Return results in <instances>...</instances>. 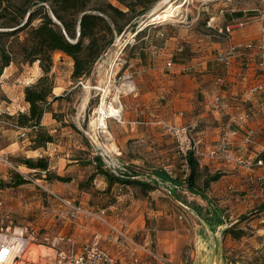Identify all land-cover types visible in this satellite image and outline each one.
Instances as JSON below:
<instances>
[{
	"label": "rangeland",
	"instance_id": "obj_1",
	"mask_svg": "<svg viewBox=\"0 0 264 264\" xmlns=\"http://www.w3.org/2000/svg\"><path fill=\"white\" fill-rule=\"evenodd\" d=\"M162 6L163 3L158 2L146 16L156 9L159 10ZM257 10H264V0H187V4L178 12L177 17L179 19L160 23L150 22L146 24L145 34L140 38H137L132 28L118 35L115 43L95 63L92 73L83 79L84 83L74 87L66 94L68 96H65L62 102L60 101L59 105L89 104L81 112L76 106H72L73 116L80 113L81 121L76 116V122L70 121L71 115L68 118L69 122H57L59 126L55 133L56 140L66 149H69L66 145L70 144L72 154L82 155L85 158L91 154H99L102 158H107L110 163L125 167V173L133 175L138 172L139 177H141L139 179L152 184H154L152 182L154 179L151 177L154 174L153 171H164V165L171 163L172 173L183 177L186 174V166L176 149L174 138L164 132V128L161 129L160 139L153 143L155 148L149 151L146 150V145L138 142L136 138L125 136L132 133L131 124L122 121L131 112V108L138 103L140 105L139 101H128L124 97L123 91L128 87L126 82L131 80L125 76L143 64L138 60V57L146 50L162 48L165 55L170 56L173 61L176 59L181 61V58L191 55L192 48L200 50L205 45L218 47L217 45L225 42L226 38L223 34H219L213 26L208 25L210 18H213V23L218 26L224 22L227 13L234 14L235 11H242L246 13V16L240 19L249 25L256 19L262 21ZM222 14L226 16L223 17ZM144 20H140L136 29L141 28ZM181 53H183L182 56H180ZM54 65L53 79L57 86L55 92L65 93L68 91L67 89L73 86L71 78L73 60L67 54L58 51L54 55ZM223 67L225 66L223 65ZM124 70H128V72L124 74ZM41 74L42 69L38 62L21 66L13 62L8 66L0 78V109L9 105L21 108L25 100L24 83L35 82ZM106 87L111 88L110 98L117 97L114 104H121L122 108L120 116L107 118L109 133L102 132L98 124L92 122L96 116V107L99 105ZM201 99L202 97L199 96V100ZM8 117L5 113L3 117L5 120L2 123L6 126H8L7 123L13 122L9 121ZM22 138L20 135L18 136V139ZM8 140V135L0 130V144H4ZM117 148L123 152L120 158L113 153L118 152ZM36 155L31 158L40 159V155ZM41 155H44L43 152ZM5 157L14 164H24V160H26L24 156ZM139 158L145 163L135 162V159ZM151 165L155 167L151 169ZM48 170L45 175L40 170L27 171L26 178H24L26 181L13 185L9 182L13 181V176L18 171L0 161V186L3 187L6 196L18 197L20 202L18 207L21 208L18 211H10V217H4L5 223L36 227L42 234L49 232L52 236L50 241H54L53 235L69 221L57 213L58 209L64 208L66 204L55 199L46 189V186L50 185L49 180L51 179L48 176H55L56 174V170ZM67 175L70 176L66 173L65 176ZM259 175L257 178L254 176V180L242 178L238 188L236 186L232 189L229 188V196L224 198H229L230 201L225 206L220 203V198L214 192H212L213 195L209 200L204 198L202 200L199 197L202 194L191 197V194L183 192V188L175 189L172 194H169L159 187L161 193L156 196V193H151L154 189L144 193L140 184L137 183L127 184L129 186H123L121 189L117 187L113 190V194H110V187L104 191H99L97 198L100 201L97 204L98 207L104 208L112 203H117L118 197L116 196L125 193L127 190L131 192L134 198L146 199L149 205L152 204L153 206L157 202L153 195L158 197L159 215L155 216L156 214L151 213L149 216L147 214L146 226H148V230L145 233H140L137 237L134 236V240L146 242L151 251L159 250L158 254L168 258L166 264H264V207H262L264 192H260L263 185L260 183ZM71 177L76 178L77 176ZM87 178L85 176L80 182H86ZM196 180L199 190L205 192V188H207L203 185L205 179L200 176ZM93 181L94 179L87 187H91ZM154 185L157 188V185ZM178 200L190 205L192 209L187 208ZM47 210L51 212V216H48L51 218L50 223L47 222L48 217L44 213ZM179 215L182 217L179 218ZM235 219L237 221L231 223ZM10 220L13 222H8ZM211 220L218 224L228 223V225L225 228L224 226H216L210 232L203 223ZM2 221L0 218V223ZM47 224L50 225L47 226ZM230 226H234L236 230L242 229L244 234L240 238H234L232 233L227 231ZM122 230L125 231V227ZM215 232H217L219 239L218 244L214 239ZM42 251L47 254L53 252L52 249L43 246L41 247Z\"/></svg>",
	"mask_w": 264,
	"mask_h": 264
},
{
	"label": "crops",
	"instance_id": "obj_2",
	"mask_svg": "<svg viewBox=\"0 0 264 264\" xmlns=\"http://www.w3.org/2000/svg\"><path fill=\"white\" fill-rule=\"evenodd\" d=\"M222 15L223 17L226 16ZM229 15L233 16L232 14ZM243 15L245 17L246 13H243ZM243 17H234L229 21L228 16H226L221 24L224 25L234 19ZM256 17H258L257 14ZM262 21L256 19L245 27L236 28L230 37L223 34L226 40L222 44L217 45L218 47L205 45L200 50L192 48L191 55L181 58V61H173L170 56L165 55L162 48L146 50L138 57V60L143 63L142 65L136 67L132 73H127L128 70H124V74L127 73L125 78L131 79L126 82L128 87L123 91L124 97L128 101L137 100L140 102V105L138 103L131 108V112L122 121L123 123L131 124L132 133L126 134V137L136 138L138 142L145 144L146 150L149 151L155 148L153 143L160 139L161 129L164 128V132L170 134L167 130L169 124L189 123L195 126L196 134L201 139L203 149L208 150L223 136L230 135L235 154L241 155L247 160V163L251 164V167H249L246 164L229 163L225 159L198 160L203 171L201 175L203 179L215 172L224 173L219 180L210 182L209 187L205 188V192L199 190L198 187L195 190L189 189L186 180L190 172L189 169L185 168L186 174L183 177H179L172 173V168H170L172 163L164 165V171H153L154 174L151 175L155 180H152V182L157 185V188L151 193H156V196H158L161 193L159 187L169 194H172L175 189L180 190L183 188V192L191 194V197L197 196L196 194H202L199 195L200 199L209 200L213 195L212 192H214L220 198V203L225 206L230 201L229 198H224L229 196V188L237 187L242 178L254 180L259 174H264V165L256 163L261 158L264 163V94L254 93L251 89L258 80L255 60L246 51L235 55L228 68L223 67L222 63L217 60L218 55L226 51L230 44L235 42L246 43L249 40L258 38L261 34ZM170 61L173 63L172 65H169ZM72 81L73 86L67 89L68 91L65 93H56L57 86L54 88L53 93L57 96L59 94L63 95L64 98L51 101L49 109L44 113L41 121V125L47 127L51 134L54 135L55 141L48 142L45 146L34 148L31 145V136L34 131H30L27 138L18 139L20 130L17 126H14V121L7 123L8 126H6L0 120V130H3L9 137L7 142L0 144V156L4 155L14 158L24 156L25 159H30L33 155L39 154V158L48 160L49 169L56 170L55 175L65 176L68 173L69 177L77 176L76 178L71 177L69 181L51 178L49 180L50 185L46 186V189L49 193L52 190L71 202L81 204L87 210L98 212L101 209H105L108 224L101 223L95 217L85 213L78 212L73 214L66 205L65 209L59 208L57 213L60 217L66 218L69 223L64 224L62 229L53 235V238L64 233L73 236L80 246H84L98 232L101 234L100 242L102 246L118 257V264H133L134 256L129 253L128 245L125 241H121L115 230L123 231L122 229L125 227L123 232L130 235L133 239L134 236L137 237L140 233H145L148 230V226H146L147 214L149 216L151 213L156 214L155 216L159 215L157 208L159 199L153 195L157 202L155 206L149 205L146 199L134 198L131 192L127 190L125 193L116 196L118 197L117 203L101 208L97 204L100 201L97 198L99 191H104L107 187H110V194H113V190L117 187L121 189L123 186L129 185L121 182L110 185L106 178L98 174L94 178L91 187H81V179L85 176H90L95 170L94 161L90 164L83 161L90 159L94 154L87 157L88 159L85 157L79 158L78 155L71 153L70 144L66 145L69 148L66 149L61 143H58L55 135L59 126L57 122H69L68 118L71 115L70 121L76 122L75 116L81 121L82 116L79 115L80 113H78L79 116H73L72 106H76L79 109L78 111L81 112L89 104L59 105L60 101L62 102L65 96H68L66 94L69 91L84 83L83 79L79 81L73 79ZM28 83L29 81L24 83L23 89ZM199 96L202 97L201 100H199ZM217 96L222 98L221 103L216 101ZM28 109L29 104L24 100L21 108L9 105L1 110L7 113L8 116H14L20 111L28 112ZM138 110H140V113H138ZM54 114H57L58 117H54ZM9 121L12 120L9 118ZM252 129L255 134L248 138L247 132ZM232 130H236L237 135L230 134ZM170 136L172 135L170 134ZM117 150V153H113L120 158L123 152L120 148H117ZM41 152L45 156L41 155ZM135 162L145 163L140 158L135 159ZM151 166V169L155 167L154 165ZM139 176L140 174L135 172L133 176L129 177L141 180ZM260 190L264 191V188L261 187ZM204 194L205 196H203ZM4 198L6 201L4 212L7 218L10 217V211L21 210L18 207L20 204L18 197L6 196L4 193ZM178 201L187 208L192 209L190 205L183 203L181 200ZM44 213H46L47 217L51 216V212L48 210ZM1 217L4 220L5 216ZM46 220L48 223L51 222L49 217ZM235 221L237 219L231 223ZM8 222L13 221L10 220ZM223 223L218 224L211 220L203 224L211 232L216 226H224L225 228L228 225V223ZM100 226L104 228L101 227V229ZM154 230L156 231V229ZM47 234L50 235L49 232ZM215 236L217 237V232L214 233ZM137 241L141 246L149 249L146 242ZM154 251L159 253L157 249ZM137 255L142 260L140 264H160L146 254L144 250H138Z\"/></svg>",
	"mask_w": 264,
	"mask_h": 264
},
{
	"label": "trees",
	"instance_id": "obj_3",
	"mask_svg": "<svg viewBox=\"0 0 264 264\" xmlns=\"http://www.w3.org/2000/svg\"><path fill=\"white\" fill-rule=\"evenodd\" d=\"M160 0H0V78L5 69L13 62L19 66L38 62L42 74L24 88L25 101L29 104L28 112L20 111L9 118L18 126L33 127L32 147H42L55 137L47 127L41 125L44 113L48 111L51 101L63 98L53 93L56 87L53 79L54 55L60 51L73 60L72 80L87 78L94 70L95 63L115 43L116 37L130 28L137 38L145 34V27L136 29L141 19L153 9ZM233 16L227 14L228 20L243 17L242 11H235ZM141 55V54H140ZM178 60V59H176ZM174 60V61H176ZM179 61V60H178ZM54 117H58L54 114ZM77 128V126H75ZM79 158L83 156L78 155ZM88 159V158H87ZM262 159V158H261ZM94 161L95 170L81 187L88 184L98 174L106 178L110 185L114 183L140 184L144 193L156 186L145 180L132 179L130 174H116L108 168L101 155H93L83 162ZM28 167L46 169V158L26 159ZM190 172L186 178L190 190L197 188V178L203 171L193 153L188 156ZM221 172H215L204 178V187L217 181ZM133 176V175H132ZM58 180L69 181V176H48ZM26 180L16 173L13 185ZM264 207V204H262ZM234 238H240L244 231L234 226L227 228Z\"/></svg>",
	"mask_w": 264,
	"mask_h": 264
},
{
	"label": "built area",
	"instance_id": "obj_4",
	"mask_svg": "<svg viewBox=\"0 0 264 264\" xmlns=\"http://www.w3.org/2000/svg\"><path fill=\"white\" fill-rule=\"evenodd\" d=\"M259 11V10H257ZM258 15V14H257ZM259 15L262 18L261 34L258 38L249 40L246 43H232L230 47L221 52L217 60L221 62L226 68L230 67L232 59L235 55L248 52L249 56L255 60V65L258 74V80L251 87L254 93L264 94V10L259 11ZM213 18L208 20V25L213 26L216 31L227 37H230L234 32V29L243 27L248 23L242 19H234L226 24H219L218 26L213 23ZM173 63L170 61L169 65ZM221 97L217 96L216 101L221 103ZM5 112L0 109V120L4 121ZM14 126H17L20 130V137L27 138L30 131H34L33 127L18 126L16 122ZM168 132L174 137L177 151L182 157L183 164L190 170L188 165V156L193 153L196 158L201 161L204 159H219L227 160L233 164H246L251 167L250 163L244 159L241 155L235 154L233 149V141L230 135L223 136L218 142L211 148L205 150L202 148V142L200 137L196 134L195 126L189 123L182 124H169L167 126ZM232 135H237L236 130L230 132ZM248 138L254 135V130L247 132ZM104 163L108 168H111L116 174L121 172L123 175L125 167L119 164H113L108 161L107 158H103ZM0 161L8 165L23 177L26 178L27 171L30 172L40 170L44 175L49 171V167L42 170L35 167H28L23 163L14 164L11 160L5 156H0ZM258 165H264L261 159L257 160ZM124 176V175H123ZM259 180L264 188V174L259 175ZM263 191V190H262ZM260 190V192H262ZM264 192V191H263ZM50 193L55 199H58L62 203L66 204L71 213L77 214L78 212L85 213L91 217H95L101 223L108 224L106 218L107 212L105 209H101L98 212L87 210L79 203L71 202L57 193L50 190ZM4 189L0 186V218L6 216L4 212L5 208ZM182 215L180 216V218ZM119 235L121 241H125L128 245L129 253L134 256L133 264H140L141 258L137 255L138 250H144L152 259L160 264H166L168 258L164 255H160L155 251L141 246L138 241H135L128 234L123 231L115 230ZM101 234L95 233L92 240L84 246H80L76 239L67 234L58 235L54 241H50L49 234H42L36 227H29L28 225H12L11 223H5L3 220L0 223V264H118V257L107 251L100 242ZM35 244L39 247L50 248L53 252L48 254L44 251L40 252L36 258L30 254V247ZM137 255V256H136ZM39 257V258H38Z\"/></svg>",
	"mask_w": 264,
	"mask_h": 264
},
{
	"label": "bare ground",
	"instance_id": "obj_5",
	"mask_svg": "<svg viewBox=\"0 0 264 264\" xmlns=\"http://www.w3.org/2000/svg\"><path fill=\"white\" fill-rule=\"evenodd\" d=\"M159 2L163 3L162 8H159V10L157 9L156 13L153 14V17L149 21L145 22L144 26L150 22L160 23L167 20L179 19L177 17L179 15L178 12L181 11L182 7L187 4V0H182L180 2H177L176 0H160ZM110 90V87H106L104 89L101 101L96 107V116L92 120V122L98 124V126L101 128V131L105 133H109V130L107 129V118L118 117L122 111L121 104H114V102L117 100V97L115 96L110 98V95L112 94ZM40 252L41 247L37 245L30 247V254L33 256V258H36Z\"/></svg>",
	"mask_w": 264,
	"mask_h": 264
},
{
	"label": "water",
	"instance_id": "obj_6",
	"mask_svg": "<svg viewBox=\"0 0 264 264\" xmlns=\"http://www.w3.org/2000/svg\"><path fill=\"white\" fill-rule=\"evenodd\" d=\"M156 11H157V9L154 10V11H152V12H150V13L145 17V20L142 22V24H141V28H140V29H142L143 27H145V26H144L145 22L149 21V20L153 17V14L156 13ZM207 222H208V221H207ZM214 239H216V243L218 244V243H219V239H218L216 236L214 237ZM197 264H198V263H197Z\"/></svg>",
	"mask_w": 264,
	"mask_h": 264
}]
</instances>
